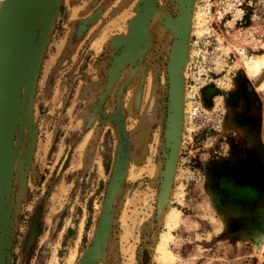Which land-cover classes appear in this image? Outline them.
I'll return each mask as SVG.
<instances>
[{
  "label": "rangeland",
  "instance_id": "374dc122",
  "mask_svg": "<svg viewBox=\"0 0 264 264\" xmlns=\"http://www.w3.org/2000/svg\"><path fill=\"white\" fill-rule=\"evenodd\" d=\"M137 2L41 0L32 15L0 264H78L92 245L96 264H264V63L250 69L264 0H156L144 44L118 66ZM170 208L174 261L161 262Z\"/></svg>",
  "mask_w": 264,
  "mask_h": 264
},
{
  "label": "water",
  "instance_id": "95a60500",
  "mask_svg": "<svg viewBox=\"0 0 264 264\" xmlns=\"http://www.w3.org/2000/svg\"><path fill=\"white\" fill-rule=\"evenodd\" d=\"M142 1L143 0H138L136 4V15H138L141 10V5L143 4ZM40 2L41 0H36L32 3V6L30 8L32 15L38 13ZM27 4L28 0H5V2H0V217L2 214V207L6 189L7 150L13 134V127L16 118L17 95L20 89L22 73L28 59L26 38L28 36V29L31 26L32 21L35 20L34 16H29V14L27 13ZM26 16L28 18H25ZM135 16H133L129 20L126 33L128 31L130 23L133 24ZM46 33L47 23L46 20H44L40 24L39 37L35 46L37 54H40L42 51ZM125 34L119 36L121 42V56L118 60V66L122 63L123 58L132 55L126 53V50H124L123 48L122 41ZM141 43L143 42H140V44ZM137 48L139 49L140 47ZM183 48L184 33L180 31L178 33V39L175 47L176 57H178V55L182 53ZM176 87H178V93L175 97L174 90ZM179 92L180 81L178 78H175L173 79L170 97V109L174 115V118L177 117ZM90 254H92L94 259V245L90 247L86 255L79 261L78 264H82V262L85 261Z\"/></svg>",
  "mask_w": 264,
  "mask_h": 264
},
{
  "label": "bare ground",
  "instance_id": "6f19581e",
  "mask_svg": "<svg viewBox=\"0 0 264 264\" xmlns=\"http://www.w3.org/2000/svg\"><path fill=\"white\" fill-rule=\"evenodd\" d=\"M3 1L5 2V0ZM142 3H141L142 7H141L139 14L136 15V17H134L135 20L133 19L134 20L133 24L130 23L128 32L122 41L123 48L124 50H126V53L128 54H133V52L137 49V47L141 45L140 42H144V37L147 31V28L150 22H152L151 20L156 16V13H157L156 12L157 11L156 10V0H143ZM262 63H264V58L254 60L252 62V65L250 66V69L257 71V69H259ZM166 212H167V220L165 223L166 230L161 233L160 239L158 241L157 248H156L160 254V256L158 257V260L161 262L173 260V251L169 247V242L173 238L171 231L177 226V223L179 221V216H180V212L175 208H170ZM73 256L74 254L72 251V255L70 254L69 257H71L72 259ZM68 260L71 261L70 259ZM82 264H96L93 260L92 254H90L89 257L85 261L82 262Z\"/></svg>",
  "mask_w": 264,
  "mask_h": 264
},
{
  "label": "flooded vegetation",
  "instance_id": "af4514ba",
  "mask_svg": "<svg viewBox=\"0 0 264 264\" xmlns=\"http://www.w3.org/2000/svg\"><path fill=\"white\" fill-rule=\"evenodd\" d=\"M141 6H142V5H141ZM135 17H136V16H135ZM134 19H135V18H134ZM176 90H177V87L175 88V92H176ZM241 97L243 98V103H244V97H243L242 94H240V96H239V98H238V106H239V100H240ZM243 103H242V104H243ZM241 107H242V105H241ZM218 175H219V177H220V178H219V180H220V184H222V178H223L224 176H231L232 174L219 173ZM218 175H217V176H218ZM210 176H211V175H210ZM209 180H210V182H211L212 178L210 177Z\"/></svg>",
  "mask_w": 264,
  "mask_h": 264
}]
</instances>
